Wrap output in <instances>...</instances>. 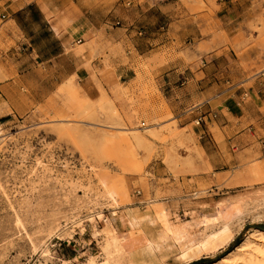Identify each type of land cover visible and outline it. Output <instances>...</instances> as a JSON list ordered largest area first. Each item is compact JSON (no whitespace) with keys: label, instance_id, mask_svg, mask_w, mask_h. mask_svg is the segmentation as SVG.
<instances>
[{"label":"rangeland","instance_id":"obj_1","mask_svg":"<svg viewBox=\"0 0 264 264\" xmlns=\"http://www.w3.org/2000/svg\"><path fill=\"white\" fill-rule=\"evenodd\" d=\"M251 18L261 46H234L247 76L264 67V19ZM89 50L104 69L87 82L67 62L22 78L0 61V264H264V136L243 134L213 170L195 145L202 122L180 127L138 71L120 82L111 59L127 61L123 49Z\"/></svg>","mask_w":264,"mask_h":264},{"label":"crops","instance_id":"obj_2","mask_svg":"<svg viewBox=\"0 0 264 264\" xmlns=\"http://www.w3.org/2000/svg\"><path fill=\"white\" fill-rule=\"evenodd\" d=\"M245 3L0 0V61L9 64L11 75L22 78L31 74L35 64L53 65L55 70L67 73L60 69L61 63L67 62L70 72L87 82L93 69H104L103 59H91L90 48L123 49L127 61L111 59L116 78L130 81L138 71L143 78L151 79L164 94L169 112L180 127L202 113L215 114H207L203 125L192 129L196 147L214 170L227 164L226 155L235 142L240 146L246 142L243 134L257 142L264 136V67L247 76L237 67L234 49L261 46L258 31L254 27L250 30V22L252 16L264 19V7L253 9ZM260 30L264 33V24ZM249 34H253L251 39ZM74 45L84 46L81 55L67 52ZM179 47L187 58L175 57ZM250 49L245 52L247 57ZM87 60L89 66L84 65ZM146 60L152 67L149 75L142 67ZM243 84H248L247 88ZM214 126L220 141L211 132ZM165 203L178 212L189 207L169 200ZM209 208L205 210L209 212Z\"/></svg>","mask_w":264,"mask_h":264},{"label":"trees","instance_id":"obj_3","mask_svg":"<svg viewBox=\"0 0 264 264\" xmlns=\"http://www.w3.org/2000/svg\"><path fill=\"white\" fill-rule=\"evenodd\" d=\"M257 228L264 230V225H258ZM237 242H238V238L234 239L232 241V243L227 247L226 251L232 249L237 244ZM207 260H208V258H199V259H197L195 261H192L189 264H197V263L205 262Z\"/></svg>","mask_w":264,"mask_h":264},{"label":"built area","instance_id":"obj_4","mask_svg":"<svg viewBox=\"0 0 264 264\" xmlns=\"http://www.w3.org/2000/svg\"><path fill=\"white\" fill-rule=\"evenodd\" d=\"M116 24H119V22H117ZM207 114H210L212 117L215 116V114H214V113H211V112H208V113H205V114L202 113L201 115H199L198 117H196V119L194 120V122H195L197 125L200 124L201 122H204V117H205ZM137 193L139 194L140 191L138 190Z\"/></svg>","mask_w":264,"mask_h":264},{"label":"bare ground","instance_id":"obj_5","mask_svg":"<svg viewBox=\"0 0 264 264\" xmlns=\"http://www.w3.org/2000/svg\"><path fill=\"white\" fill-rule=\"evenodd\" d=\"M117 213V212H116ZM114 216V215H113ZM137 219V221H140V220H138V218H136ZM143 219H145V217H143ZM147 220V219H146ZM147 222H149L148 220H147ZM150 223V222H149Z\"/></svg>","mask_w":264,"mask_h":264}]
</instances>
